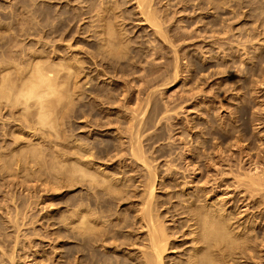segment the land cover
<instances>
[{
  "label": "rangeland",
  "instance_id": "374dc122",
  "mask_svg": "<svg viewBox=\"0 0 264 264\" xmlns=\"http://www.w3.org/2000/svg\"><path fill=\"white\" fill-rule=\"evenodd\" d=\"M140 2L141 0H0V80L3 82H0V86L5 80L12 78L16 79V82L20 80L23 86L22 82H25L26 75L22 71L24 77L18 78L20 70L28 69L29 72L26 71L28 77L30 71L36 69L37 65L38 67L44 65L42 67L46 68V63L48 66L51 64L52 69L54 63L57 65L53 67L61 73L58 79L68 77L65 80H69L67 87L64 84L66 91H69L64 93H67L65 95H69V98L64 95L65 100L61 97L62 102L70 100V103L67 102L68 106L64 103L66 106L64 108L65 106L60 104L62 103L60 96V103L58 98L56 101L53 97V102H58L59 106L56 104L55 108L54 103V106L52 105L54 108L49 106L53 109L45 112L48 116L51 114L50 117L47 116L50 118V121L47 119L50 124L44 118L37 117L38 115L41 117V114L33 112L36 110L35 112L39 113L41 110L34 104L35 98L31 99H35L34 102L26 99L30 104L23 101L25 98L21 99L22 96L19 94L21 90L18 86H22L14 80H12L13 86L18 84L15 93L21 97L10 93L16 100L20 98L24 104L23 102L18 104L19 100L16 102L17 106H12L16 100L12 102L9 98L6 99L10 102L5 98H2L4 102L0 101V264H87V147L89 143L91 154L97 155L95 158V154H92L95 158L93 162L98 168L102 166L104 170L112 169L108 172L115 171L116 176L120 173L121 179L117 178L121 180L119 181L121 184L122 181L132 183L134 179L135 183L132 185L124 182L123 192L126 195L135 190L133 185H138L134 193V196L139 194L136 200H133L135 197H131L130 193L131 195L128 196L131 201L124 200V203L118 204L120 207L116 204L115 206L119 208H116V211H114L115 207L110 210L114 211L113 214L108 209L109 203H106L109 206L104 204L106 207L99 205L101 210L105 208L103 212L106 210L102 220L105 221L106 218L107 221L111 215L113 219V215L117 213L114 220L109 219L107 222H112L114 226L120 224V229H124L125 233L124 230L120 231L118 226L117 230L122 232V235L126 234L128 229L125 228L131 227H121L126 224L116 218L119 216L125 221L126 218L123 216H128V220H133L137 212V210L133 212L137 206L135 204L145 194L143 191L145 187H142L145 182H142L146 178L144 174L146 169H140L142 167L135 159L128 158L131 154L128 155L129 146L126 144L127 142L130 145V137H127L130 131H127V127L131 128L137 120L135 114L131 116L135 111L134 108L136 115L140 114V121H135L138 126L134 125L138 128L140 126V129L141 126L143 127L139 139L142 138L140 142L145 156L148 158H152L153 155L160 156L156 157L155 161L156 158L152 160L146 158L148 162L150 160L153 163L150 164L154 169L158 167L155 170L158 169L157 173L159 172L154 199L157 201L160 199V202L166 199L158 213L163 217L159 218L157 223L173 232L178 228L175 227L176 225L187 221L185 210L190 206L187 204L193 205L191 202L195 201L193 207H196L195 203L200 201L198 204L201 206L211 202L212 199H214L213 203L217 205L222 203L221 206L227 207L230 211L237 208L235 210L237 213L240 210L241 213L235 214L236 217L245 214L242 211L246 208L244 204L248 202V198L243 201L245 187L242 182L245 183V179L240 178H244L250 163L246 162L247 156L243 160L241 156L249 150L255 158L258 153L264 152V85L261 84L264 75L259 76L264 72V68H259L261 72L247 70L253 64L252 61L260 57L263 58L261 65H264V0H211V3L209 0H152L149 9L157 15L156 21L165 31L164 35L166 34L163 37L158 33L155 25L145 19V14L141 11L147 6L141 4L140 7ZM109 28L114 30L112 32L116 35L110 36V33L106 32H109ZM105 33L112 40L110 38L108 40ZM102 34H105V38L101 36ZM110 42L112 44H108ZM101 44L103 49L101 46L98 47ZM67 66L72 68V70L68 68L72 73L70 77V74H67ZM46 69H50V66ZM5 72H8L11 78L8 74L4 77ZM62 72L68 76H62L65 74ZM63 80L59 82L62 83L61 85ZM9 81H7L8 86L11 84ZM61 85L58 84V89L65 91ZM13 86L10 90L15 91ZM4 87L1 88L3 90L0 89V93L4 94L6 89ZM99 93L109 94L110 98L114 97L111 99L112 103L108 102L109 97L105 99V96L109 95L96 97ZM12 96L9 97L13 100ZM49 98L51 97L46 100L52 102ZM7 102L9 104L12 102L11 108L9 104H7L9 107L5 108L7 106L4 104ZM26 103L29 105L27 106ZM24 105L27 106L26 109L35 105L37 109L32 107V111L30 107L28 110L37 116L26 111L31 115L27 114V117L25 113L23 117ZM155 105L158 107L152 108ZM47 106L44 110H48ZM156 111L160 113L157 114ZM11 113H14V116ZM154 114L156 118L152 116ZM29 116L35 118L32 117L33 120H30ZM130 117H134L135 120L129 119ZM99 119L101 120L98 121ZM141 120L142 123L149 125L148 129L145 128V124L144 126L140 124ZM102 121L107 122V126L103 125ZM97 122L102 124L99 126ZM157 134L160 137H157ZM148 137L156 139L148 140L151 139ZM108 140L112 141L109 143ZM123 140L124 144L118 142ZM114 141L120 145H115ZM101 142L106 144V147L103 146L104 149L111 143L119 149L114 147V150L111 147L108 156L109 152L104 150V153L101 149L103 147L100 144L104 145ZM146 143L149 146L152 144V147L149 148L148 144L144 145ZM125 145L128 146V150L126 147V150L124 149ZM163 147L166 150L162 149ZM91 148L92 150L97 148L98 151L95 149L93 152ZM123 149L128 152L126 155ZM157 149L161 151L158 152ZM111 153L112 156L115 155L114 157H118L119 154V157L121 155L124 157L115 159ZM173 159L176 163L169 165ZM261 163L264 166L263 158ZM172 164L178 165L173 168ZM115 165L120 166L121 169L126 168L120 170L115 168ZM52 167L58 172L59 167L64 171L61 170V174L58 175ZM191 168L197 170V176ZM133 169L136 170L135 173ZM125 173L127 178L123 177ZM188 198L191 201H188ZM168 206L178 209L177 212L181 213L173 218L169 214L165 215L163 211ZM109 213L111 215L107 217ZM81 214L84 219L81 218ZM248 216L245 217L246 221L244 218L241 221L246 223L251 218V222L245 226L249 225L252 234L257 232L253 235L258 234L261 240L262 237L264 238V217L260 222ZM128 220L126 222H129ZM135 220L134 217L133 221ZM252 220H254L253 224H251ZM14 222L20 227H16ZM138 226H140L139 222ZM114 228L116 229V226ZM179 230L176 241L165 252L167 264H182L192 252L193 234L186 231V225ZM144 231L145 229H142L140 234L145 236ZM105 241L106 244L102 242L103 244L97 246L102 255L98 258L100 261H105L101 264H109L111 261L113 263L110 264L120 262L135 264L145 250L142 243L135 247H125L114 245V241H112L114 244ZM107 242L111 246H108Z\"/></svg>",
  "mask_w": 264,
  "mask_h": 264
},
{
  "label": "bare ground",
  "instance_id": "6f19581e",
  "mask_svg": "<svg viewBox=\"0 0 264 264\" xmlns=\"http://www.w3.org/2000/svg\"><path fill=\"white\" fill-rule=\"evenodd\" d=\"M151 1L152 0H141V2H140V4H139V6L141 7V4H143V5H145V6H147L145 9H143L141 12H143L145 15V19L147 20V21H149V23H152V24H154L155 25V27L157 28V31H158V33H160L161 35H162V37L163 36H166V34L164 35V33H165V31L163 30V28H162V26L160 25V23L158 22V21H156L157 20V15H155V13H153L152 12V10H150L149 9V7L151 6ZM209 2L211 3V0H209ZM213 4V3H212ZM211 4V5H212ZM155 15V16H154ZM102 18V17H101ZM104 19V18H103ZM97 20H99V19H97ZM100 22V21H99ZM109 22V21H108ZM101 25V24H100ZM99 25V26H100ZM103 25V24H102ZM108 25H110V24H108ZM98 25H96V27H97ZM104 27H105V23H104ZM104 27H102V28H104ZM110 27V26H109ZM108 28V27H107ZM106 28V29H107ZM112 28V27H111ZM98 29V28H97ZM110 29V28H109ZM113 29V28H112ZM102 30V29H101ZM108 30V29H107ZM111 30V29H110ZM109 30V32L108 31H106L108 34L110 33V36H114V34L115 33H113L114 32V30H111L110 31ZM113 31V32H112ZM112 32V33H111ZM102 33H103V30H102ZM94 34V33H93ZM101 34V33H100ZM99 34V35H100ZM106 34V33H105ZM105 34H102L101 36H103L104 37V35ZM113 34V35H112ZM159 34V35H160ZM180 34V33H179ZM116 35V34H115ZM106 36V38L109 40V38L111 39V37L109 36V35H105ZM102 37V38H103ZM105 38V37H104ZM104 38H103V40H104ZM183 38V37H182ZM100 39V38H99ZM106 39V40H107ZM116 38H114V40H115ZM103 40L101 39V43L103 44ZM107 40V41H108ZM112 40V39H111ZM113 40V41H114ZM164 40H166V39H164ZM105 41V40H104ZM167 41V40H166ZM120 42H122L121 40H120ZM105 43V42H104ZM102 44L101 45H99L98 47H100L101 46V48L103 47L102 46ZM107 44V43H106ZM108 44H112L111 42L110 43H108ZM123 44V43H122ZM121 45V44H120ZM105 46V45H104ZM108 46V45H107ZM120 47V46H119ZM123 47V46H122ZM104 48V47H103ZM102 48V49H103ZM118 49H120V48H118ZM105 50V49H104ZM107 50V49H106ZM116 50V49H115ZM109 51V50H108ZM112 52H114V51H112ZM98 53H101V52H98ZM111 53V52H110ZM122 53V51L120 52V54ZM96 54V53H95ZM114 54V53H113ZM112 54V55H113ZM94 55V54H93ZM98 55V54H97ZM107 55V54H106ZM116 55V54H115ZM102 56V55H101ZM97 57V56H96ZM260 57V56H259ZM254 58V57H253ZM256 58V57H255ZM262 57H260L259 59H254L252 62H253V64L252 65H250V67H248V69L247 70H249V71H254V72H256V71H258L259 70V68L260 69H263L264 67V65L262 66L261 64V62H263L262 61V59H261ZM105 60V59H104ZM35 64H36V62H35ZM37 64H41V62H37ZM43 64H45V63H43ZM113 64V63H112ZM115 64V63H114ZM46 65H47V63H46ZM45 65V67L46 68H48L49 66H50V69H46V68H44V67H42V66H44V65H41V67H38V65L35 67L36 69H32L30 72H31V74H29L30 76H28V77H26L28 74V69L26 70V71H28L27 73H26V71H24V70H20V75H19V77L18 78H20V76H22L24 73H25V84L22 82V84H23V86L21 85V82H20V80H19V82H16L17 80L16 79H8V80H10L9 82L11 83L10 84V86H8L9 85V83L7 82L8 80H3L4 81V84H1V86L2 87H4V85H5V87L4 88H6L5 89V92H4V94L3 93H0V94H2V95H0V101L2 100V98H5V100H8L9 101V99H10V101H15L16 99L13 97V96H16V95H19V94H21V96L23 97H21L20 95V97H21V99H24L23 101H27V100H29V101H33V100H35L36 99V101H35V105L36 106H38V109H41L40 110V112L38 113V111L37 112H35L36 110H32L33 108L32 107H36L35 105L34 106H29L27 109H26V107L30 104V102H28V103H26L27 104V106L26 105H24L22 108H24L23 109V117H24V114L26 113V111H30L31 112V110L35 113V114H41V117H40V115H35V114H33L32 112V114L34 115V116H37L39 119L40 118H44L46 121H47V119L50 121V118H48V117H50V115L48 116V113H45L46 111H49V110H51V109H53L54 107L56 108L57 107V105L59 106V104H58V102L60 103V101L62 102L63 100L61 99V97H63L64 98V100H65V94H67L68 92L66 91L67 90V86L69 85L68 83H67V81H69V80H65V79H67L68 77H65V78H62L61 77V79L63 80V85H61L59 82H62V80L60 79H58L59 78V76L58 75H60L61 73H60V71H57V69L56 68H54L57 64H52V69H51V64L48 66H46ZM53 65H54V67H53ZM116 65V64H115ZM262 66V68H261V66ZM35 66V65H34ZM31 67H33V65H31ZM30 67V68H31ZM34 68V67H33ZM68 68H70L71 70H72V68L71 67H68L67 66V68H66V70L68 69ZM115 68V67H114ZM70 69H68L67 71H68V75L71 73V70ZM175 69V68H174ZM34 70V71H33ZM23 71V74H21V72ZM33 71V72H32ZM56 71V72H55ZM251 71V72H252ZM260 72H261V70H259ZM263 71H264V69H263ZM262 71V72H263ZM57 72H58V74H57ZM66 72V71H65ZM65 72H62V73H65ZM148 72V71H147ZM175 72V71H174ZM259 72V73H260ZM33 73V74H32ZM60 73V74H59ZM108 73V72H107ZM112 73V72H111ZM264 73V72H263ZM263 73H260V75L259 76H261V74H262V76L264 75ZM8 74V72L6 73H4V77H6V75ZM66 73L65 74H63L62 76H64V75H67ZM72 74V73H71ZM71 74L69 75V77L71 76ZM99 74V73H98ZM101 74V73H100ZM106 74V73H105ZM10 74H8V77H10L9 76ZM67 75V76H68ZM104 75V74H103ZM108 75H109V73H108ZM2 76V75H1ZM58 76V77H57ZM61 76V75H60ZM112 76V75H111ZM177 76V75H176ZM3 77V79H5ZM7 77V78H8ZM22 77H24V76H22ZM31 77H32V79H31ZM264 77V76H263ZM263 77H260V78H263ZM11 78V77H10ZM26 78H27V81H26ZM28 78H30L29 79V81H28ZM115 78V77H114ZM172 78V77H171ZM2 79V78H1ZM59 80L58 81V84L59 85H61L62 86V89H65V91H62L61 89H58L59 87H58V84H57V80ZM119 79H120V77H119ZM12 80H14V82L15 83H19L22 87H20V86H18V84H17V86L20 88V90H21V92L18 94V93H15V92H17V90H15V88H18L17 86H13V81ZM148 80V79H147ZM64 81H65V83H64ZM262 82H261V84L262 85H264L263 84V81H264V78L261 80ZM0 82L1 83H3L1 80H0ZM6 82L8 83L7 84V86H6ZM171 82V81H170ZM169 82V83H170ZM126 83V82H125ZM148 83V82H147ZM167 83V82H166ZM66 85V87H65V85ZM68 84V85H67ZM71 84V83H70ZM164 84V83H163ZM260 84V85H261ZM13 86V89L15 90V91H13L12 89L10 90V88H12V86ZM149 85V84H148ZM0 86V87H1ZM60 86V87H61ZM64 86V87H63ZM124 86V85H123ZM259 86V85H258ZM1 87V88H2ZM125 87V86H124ZM260 87V86H259ZM0 88V89H1ZM7 88H9L8 90H7ZM148 88H150L149 86H148ZM261 88V87H260ZM69 89V88H68ZM127 89V88H126ZM1 90H3V89H1ZM1 90H0V92H1ZM10 90V91H9ZM144 90H146V88H144ZM7 91V92H6ZM13 91V92H12ZM61 91V92H60ZM126 91V90H125ZM140 91H142V90H140ZM13 93V94H11V93ZM18 92H19V89H18ZM63 92V93H62ZM64 92H67V93H64ZM127 92V91H126ZM142 92H145V91H142ZM59 93V94H58ZM102 93V92H101ZM101 93H99L98 95H96V97H100L102 94ZM112 93V91H110V94ZM152 93V92H151ZM150 93V94H151ZM11 94V95H10ZM16 94V95H15ZM55 94V95H54ZM56 94H57V97H56ZM61 94H63L62 96H61ZM106 94V93H105ZM104 93H103V95H105ZM115 94V93H114ZM119 94V93H118ZM121 94V93H120ZM127 94V93H126ZM125 94V95H126ZM148 95H149V93H147ZM13 95V96H12ZM52 95V96H51ZM54 95V96H53ZM65 95V96H64ZM101 96V97H104V96ZM106 95H109V94H106ZM135 95H137V94H135ZM152 95V94H151ZM1 96H3V97H1ZM9 96H12L13 97V100L11 99V97H9ZM59 96H60V99H59ZM68 96V98H69V95H67ZM66 96V97H67ZM71 96V95H70ZM114 96V95H113ZM119 96V95H118ZM127 96H128V94H127ZM139 96V95H138ZM48 97H51V98H49L52 102L54 101V100H56L57 101V99L56 98H58V102L56 103V102H50V101H48V100H46V98L48 99ZM53 97H55V99L53 98ZM107 97H109L110 98V95L109 96H105V99L107 98ZM111 97H112V95H111ZM150 97V96H149ZM6 98H9V99H6ZM17 99H18V97H16ZM30 98V99H29ZM32 98H35V99H33V100H31ZM68 98H66V99H68ZM108 98V99H109ZM117 98V97H116ZM131 98V97H130ZM148 98V97H147ZM151 98V97H150ZM152 98H153V96H152ZM15 99V100H14ZM27 99V100H26ZM54 99V100H53ZM101 99V98H100ZM104 99V98H103ZM111 99H114V97L113 98H110L109 100L110 101H108V102H110V104L112 103V101H111ZM126 99V98H125ZM136 99H138V98H136ZM142 99V98H141ZM140 99V100H141ZM149 99V98H148ZM19 100H20V98H19ZM19 100H16L15 101V104L13 105L12 104V102L9 104L8 102L6 103V104H4L5 106H7V107H5V108H8L9 106V108H11V104H12V106H17L19 103H21V102H23L22 100H20V102H18V104H16V102L17 101H19ZM60 100V101H59ZM96 100H98V99H96ZM118 100V99H117ZM128 100V99H127ZM247 100V99H246ZM9 101V102H10ZM48 101V102H47ZM70 101V100H69ZM69 101H67L68 103H70ZM99 101V100H98ZM106 101V100H105ZM114 101H116V100H114ZM121 101V100H120ZM146 101H150V100H146ZM248 101V100H247ZM250 101V100H249ZM2 102H4V99L2 100ZM34 102V101H33ZM50 102V103H49ZM67 102H62V103H60L61 105H64V103L65 104H67ZM100 102V101H99ZM104 102V101H103ZM144 102V101H143ZM156 102V101H155ZM154 102V104H156ZM245 102V101H244ZM48 103H49V105H48ZM55 103V105L56 106H54L53 104ZM106 103V102H105ZM123 103V102H122ZM129 103V102H128ZM136 103V102H135ZM150 103V102H149ZM149 103H147V104H149ZM249 103V102H248ZM7 104H9V106L7 105ZM22 104H24V102L22 103ZM21 104V105H22ZM46 104V105H45ZM51 104V105H50ZM102 104V103H101ZM138 104V103H137ZM142 104V103H141ZM152 104V103H151ZM158 104V103H157ZM3 105V104H2ZM48 105V106H47ZM54 107H53V106ZM125 105V104H124ZM144 105V104H143ZM146 105V104H145ZM150 105V104H149ZM153 105V104H152ZM246 105V104H245ZM26 106V107H25ZM47 106V108L50 106V107H53V108H48V110H44L45 108L44 107H46ZM65 106V105H64ZM66 106H68V104L66 105ZM66 106L64 107V108H66ZM138 106H140V105H138ZM160 106V105H159ZM4 107V106H3ZM31 107V110H28L29 108ZM123 107V106H122ZM121 107V108H122ZM154 107H156V105L155 106H152V108H154ZM157 107H158V105H157ZM156 107V108H157ZM46 108V109H47ZM63 108V107H62ZM144 108V107H143ZM146 108H148V105H147V107ZM155 108V109H156ZM161 108V107H160ZM246 108H248V107H246ZM26 109V110H25ZM35 109H37V107L35 108ZM125 109H127V108H125ZM132 109V108H131ZM138 109V108H137ZM145 109V108H144ZM159 109V108H158ZM157 109V110H158ZM24 110H25V112H24ZM134 113L132 112V115L131 116H133V114H135V116H136V118L135 119H137V120H139V118H140V114H138V115H136L137 113H135L136 112V109L134 108ZM147 110V109H146ZM146 110H145V112H146ZM245 110V109H244ZM129 111V110H128ZM152 111V110H151ZM30 112H28V113H26L25 115L27 116V114L28 115H31V113ZM51 112V111H50ZM105 112V111H104ZM144 112V111H143ZM158 112L159 111H156V113L158 114ZM30 113V114H29ZM52 113V112H51ZM97 113V112H96ZM152 113V112H151ZM155 113V114H156ZM160 113V112H159ZM11 114H13V116H14V113H11ZM155 114L154 115H152V116H154L155 117ZM46 115V116H45ZM102 115V114H101ZM247 115V114H246ZM254 115V114H253ZM11 116V115H10ZM34 116H32L33 118H35ZM43 116V117H42ZM45 116V117H44ZM48 116V117H47ZM103 116V115H102ZM102 116H101V118H102ZM142 116V115H141ZM28 117V116H27ZM29 117H31V116H29ZM30 118V120L32 119L33 120V118ZM47 117V118H46ZM104 117V116H103ZM108 117H110V116H108ZM158 117V116H157ZM244 117V116H243ZM13 118V117H12ZM15 118V117H14ZM26 118V117H25ZM100 118V117H99ZM106 118V117H105ZM121 118V117H120ZM131 118H133L134 119V117H130L129 119H131ZM142 118V117H141ZM152 118V117H151ZM150 118V119H151ZM156 118V117H155ZM248 118V117H247ZM253 118V117H252ZM27 119V118H26ZM37 119V118H36ZM90 119V118H89ZM107 119V118H106ZM134 119V120H135ZM242 119V118H241ZM16 120V119H15ZM27 120H29V118L27 119ZM93 120H96V119H94L93 118ZM101 119H99L98 121H100ZM109 120V119H108ZM137 120H135V121H137ZM147 120V119H146ZM244 120V119H243ZM255 120H257L256 118H255ZM46 121H44V120H40V122H46ZM49 121H47L49 124H50V122ZM90 121V120H89ZM92 121V120H91ZM110 121V120H109ZM114 121V120H113ZM112 121V123H114ZM120 121V120H119ZM124 121V120H123ZM122 121V122H123ZM134 121V123H133V120H132V122H131V124H132V127L130 128V127H127V131L129 132V136H127L128 135V133H126L127 135V137H130L129 139V141H130V145L126 142V144L129 146V154L128 155H130L131 154V156L129 157L128 156V158H133V159H135L136 160V163L138 162L139 164H140V167H142V168H140V169H146L145 170V172L146 173H144V174H146V178H144L145 176L144 175H142V173H141V175L143 176V178H144V180H143V182L142 183H144V185L142 184V187L145 189H143V191H144V195H142L141 197V199H139V201H137L136 202V204H135V206L136 207H138V208H136L135 207V209L133 210V212L135 211V210H137V212H136V214L133 216V220H134V217L136 218V220H135V222L133 221V220H128V216L126 217V216H123V217H125L126 219H125V221H123V219H122V217L121 218H119V216H118V218H116V219H120V221L119 222H124L126 225H121V227H123V226H126V227H128V226H130L131 228H125V229H128L127 230V232H126V234H124L125 233V230H124V235H122V232H120L121 230H122V228L120 229V227H119V225L120 224H116L115 226H116V229L114 228L115 226L114 225H112V220H114V218L116 217V215H117V213H116V215L114 216L113 215V219H112V215H111V213L113 212L114 213V211H116V204L118 205V204H122V203H124V200H128V201H131L130 200V198H129V196L132 194V196L131 197H135L133 200H136V198L139 196V194H135V196H134V193H136L135 191H136V189L138 188V187H136V186H138V185H133V187H135V188H133V187H131V190H132V188L133 189H135V190H132V193L130 194V193H127L128 195H126L124 192H123V190L125 189L124 188V186H125V184H124V182L125 181H122V183L123 184H121V183H119V181H121V180H119L117 177H119V176H122V175H120V173H118L119 174V176H116V173H115V171H113V172H111V173H109L110 172V170H112V169H102V166H101V168H100V166H99V168H98V166H96L95 164H94V159L96 158V154L95 153H92V154H95V158L92 156V154H91V152H90V148H88L89 146H90V143H89V146L87 147V264H101L102 262H105V261H100V259L98 258L99 256H102L101 255V253H100V251H99V248L97 247V246H99L100 245V243L101 244H103V243H105L106 241L105 240H107V241H110V239H112L111 241H110V243L112 242V241H114V243L112 242L111 244H114V245H119V246H133V247H135L136 245H138L139 243H142L143 244V246H144V248H145V250L143 251V256L141 257V258H138L137 259V261H136V263L135 264H167L166 263V261H165V252L166 251H168L169 249H170V247L172 246V243L173 242H175L176 240L175 239H177V237H178V233H180L179 231V229H180V227H183V226H187V230L186 231H188L190 234H193V241H194V245H193V249H192V252H190L189 254H188V256H187V259H186V261H184L182 264H264V238L262 239L261 238V240H260V238L258 237V234L256 235L258 238H259V240H258V238L256 237V236H254L253 234H256V233H254L253 232V234H252V229H251V227H249V225L246 227L245 225L246 224H248L249 222H251L250 221V219L245 223V222H242L241 220L244 218V221H246L245 219H247V218H245L246 216H248V215H250V216H248V217H252V218H254L255 219V221H257V220H260V222L263 220V217H264V166H263V164L261 163L262 162V158L264 159V152L262 153H258L257 155H256V158H255V156L254 155H252L251 153H249L250 152V150H249V152L248 153H245L244 155H242L241 157H242V160H243V158L245 157V156H247V158H248V160L246 161V162H249L250 163V168H248V170H247V172H246V175L244 174V178H240V179H245V183L244 182H242V185L245 187V189L243 190V192H244V199H243V201H245L247 198H248V202H246L245 204H244V206L246 207L243 211H242V213L243 212H245V216L243 215V216H238L239 215V213H241V211L240 210H238V212L236 213V209L233 211H230V210H228L227 209V207L225 208V206H221L222 205V203L221 204H219L218 202H216V203H218L219 205H217V204H215V203H213L214 201V199H212V201L211 202H209V203H205V204H201V206H199V202H197V203H195V204H197L196 205V207L194 206L193 207V205H194V203L193 202H195V201H193V202H191L193 205H191V204H187V205H190L189 207H188V209L186 208V210H185V212L187 213V216H185V217H187L186 219H187V221L185 222V223H183L182 224V222H181V224L180 225H176L175 227H178L175 231H173V232H171V231H168V227H165V226H163L162 224H159V223H157V221H158V219L159 218H161V217H163V215L162 214H158L159 213V209L160 208H162V206L165 204V200H163V201H165V202H160L159 200V202L156 200V199H154L155 198V190H156V178H157V174L159 173H157V170H155L156 168H158V167H156L155 169L153 168V166L151 165V164H153V163H151L150 162V160H152V158L154 159V158H159L158 156H152V158L150 159V158H148V157H146L145 156V152L143 151V149H142V143L140 142L141 141V139H139V137H140V134H142L141 132H140V130H142L143 129V127L141 126V129H140V126H139V128L137 127L138 125H137V122H135ZM140 121V120H139ZM150 121V120H149ZM151 121H152V123H153V120L151 119ZM254 121V120H253ZM93 122H95V121H93ZM92 122V123H93ZM103 123H104V121H102ZM102 122H101V124H102ZM129 122H130V120H129ZM147 122V121H146ZM53 123V121L51 120V124ZM106 123V124H105ZM103 125H106L107 126V122H105ZM148 123V122H147ZM96 124H98V122L96 123ZM100 124V123H99ZM98 124V125H99ZM100 124V125H101ZM137 125V126H135V125ZM139 124V123H138ZM140 124H145V123H142V120H141V122H140ZM29 125V124H28ZM98 125H96V126H98ZM99 125V126H100ZM109 125V124H108ZM113 125V124H112ZM111 125V126H112ZM121 125V124H120ZM130 125V124H129ZM144 126V125H143ZM145 128H147V126H148V128H149V125L147 124H145ZM150 126H151V124H150ZM108 127H110V126H108ZM125 127V126H124ZM152 127V126H151ZM150 127V128H151ZM233 127V126H232ZM102 128V127H101ZM106 128V127H105ZM111 128V127H110ZM117 128V127H116ZM122 128V127H121ZM128 128L130 129V130H128ZM144 128V129H145ZM147 128V129H148ZM232 129H234V128H232ZM104 130V129H103ZM120 130V129H119ZM124 130V129H123ZM115 131V130H114ZM125 131H126V128H125ZM143 131V130H142ZM123 132V131H122ZM124 133V132H123ZM123 133H120L119 132V134H123ZM140 133V134H139ZM159 134H157L156 136L157 137H160V136H158ZM162 135V134H161ZM142 136V135H141ZM155 136V135H154ZM124 137H125V135H124ZM148 138H151V139H148V140H152L153 139V137H148ZM161 138H163V136H161ZM160 138V139H161ZM120 140H121V136H120V138H119ZM126 139V138H125ZM124 139V140H125ZM139 139V140H138ZM154 139H156V138H154ZM153 139V140H154ZM105 140V139H104ZM110 140V139H109ZM109 140H108V142H109ZM117 140V139H116ZM124 140L123 141H118V142H120V144H124ZM112 141V140H111ZM110 141V142H111ZM126 141H128V140H126ZM264 141V140H263ZM97 142V141H96ZM105 142H107V141H105ZM104 142V143H105ZM109 142V143H110ZM122 142V143H121ZM151 142V141H150ZM155 142V141H154ZM101 143H103V142H101ZM103 143V144H104ZM114 143H115V141H114ZM117 143V142H116ZM115 143V145H120V144H116ZM145 143V142H144ZM149 143V142H148ZM148 143H146V144H144V145H146L147 146V144ZM151 143H153V142H151ZM92 144V143H91ZM98 144V143H97ZM235 144H237L236 142H235ZM239 144V143H238ZM88 145V144H87ZM94 145V144H93ZM99 145V144H98ZM102 147L103 146H105L106 144H104V145H102V144H100ZM99 145V147H101ZM127 145H125L124 146V149L126 150V148L128 147ZM143 145V146H144ZM152 145V144H151ZM150 145V146H151ZM97 146V145H96ZM96 146H94V147H96ZM122 146V145H121ZM121 146H120V149H121ZM148 146H149V144H148ZM150 146H149V148H150ZM239 146V145H238ZM251 145H249V147H250ZM93 147V146H92ZM98 147V146H97ZM106 147V146H105ZM111 147H113V149H114V147H115V149H119V148H116V146H112V143L111 144H107V148L106 149H104V147L103 148H101L103 151L104 150H107L106 152L108 153V156L110 155V150H111ZM117 147H119V146H117ZM126 147V148H125ZM152 147V146H151ZM245 147V146H244ZM248 147V148H249ZM96 149V150H95ZM95 149H93V150H95V151H98V149L97 148H95ZM112 149V150H113ZM114 149V150H115ZM123 149V150H124ZM146 149H148V147L146 148ZM162 149H164V150H166L164 147L162 148ZM92 150V148H91V151H93ZM124 150V151H125ZM127 150H128V148H127ZM158 150V152H160L161 150L160 149H157ZM160 150V151H159ZM188 150H190V149H188ZM243 150V149H242ZM121 151H122V149H121ZM148 151V150H147ZM146 151V152H147ZM150 151V150H149ZM149 151H148V153H149ZM155 151V150H154ZM163 151V150H162ZM94 152V151H93ZM112 152V151H111ZM119 153H120V151H118ZM117 151H116V153H118ZM123 152V151H122ZM153 152V151H152ZM165 152H167V151H165ZM199 152V151H198ZM259 152V151H258ZM99 153H101L100 152V150H99ZM104 153H105V151H104ZM106 153V154H107ZM114 153V152H113ZM116 153H114V154H116ZM126 153H128L127 151H125V153H124V155H126ZM150 153H151V151H150ZM155 153H156V151H155ZM98 154V153H97ZM102 154H103V152H102ZM101 154V155H102ZM121 154H123V153H121ZM168 154H170V153H168ZM167 154V155H168ZM113 154L111 153V156H112ZM120 155V154H119ZM119 155H118V157H119ZM146 155L148 156V154L146 153ZM160 155H162V153H160ZM164 155H165V153H164ZM171 155V154H170ZM193 155V154H192ZM194 155H196V157H197V154H196V152H194ZM216 155V154H215ZM91 156L93 157V158H91ZM115 156V155H114ZM114 156H112L113 158H117L118 159V157H114ZM117 156V155H116ZM121 156H123V155H121ZM121 156L119 157V158H121ZM151 156V155H150ZM166 156V155H165ZM218 156V155H217ZM102 157H104V154L102 155ZM112 157H111V160H112ZM124 157V156H123ZM125 157H127V156H125ZM219 157V156H218ZM108 158L109 157H107V160H108ZM146 158H148V159H150L149 160V162L147 161V159ZM157 158L156 159H154V161L155 160H157ZM213 158V157H212ZM211 158V159H212ZM222 158V157H221ZM220 158V159H221ZM98 160L97 161H99V159H100V157L99 158H97ZM102 160H104V159H102ZM105 160H106V158H105ZM110 160V162H113V161H115L114 159H113V161H111ZM124 160V159H123ZM126 160H128V159H126ZM125 160V163H127V161ZM131 160V159H130ZM217 160V159H216ZM241 160V161H242ZM109 161V160H108ZM117 161V160H116ZM118 161H121V160H118ZM153 161V162H154ZM174 159H173V162H172V160H171V162L169 163V165L171 164V163H174ZM210 161V160H209ZM213 161V160H212ZM212 161H210L211 163H212ZM95 162H96V160H95ZM102 162H104L105 163V161H102ZM110 162H108L109 164H110ZM124 162V161H123ZM130 163H132L131 161H129ZM214 162V161H213ZM100 163V162H99ZM118 163V162H117ZM116 163V164H117ZM120 163V162H119ZM122 163V162H121ZM134 163V162H133ZM132 163V164H133ZM136 163H134V164H136ZM151 163V164H150ZM176 163V162H175ZM174 163V164H175ZM215 163V162H214ZM216 163H218V160H217V162ZM97 164V163H96ZM108 164V165H109ZM129 163H127V165H128ZM174 164H172V165H174ZM179 164V163H178ZM178 164H176V165H174L173 166V168L175 167V166H177ZM95 165V166H94ZM98 165V164H97ZM99 165H101V164H99ZM124 165V164H123ZM122 165V166H123ZM155 165V164H154ZM53 166H57V165H53ZM72 166H73V164H72ZM105 166V165H104ZM121 166V167H122ZM131 166V165H130ZM139 166V165H138ZM106 167V166H105ZM114 167V166H113ZM117 166L115 165V168H116ZM120 166H118L117 167V169L119 168ZM128 167V166H127ZM134 167V166H133ZM136 167V166H135ZM171 167V166H170ZM180 167V166H179ZM196 167V166H195ZM54 168V171H55V173H57L58 172V170L57 169H55V167H52V169ZM56 168H58V167H56ZM109 168H112L111 166H109ZM124 168H126V167H123V169ZM129 168V167H128ZM127 168V169H128ZM137 168V167H136ZM135 168V169H136ZM139 168V167H138ZM193 168H194V166H193ZM59 169V172H58V175L59 174H61L60 173V171L62 170V171H64L63 169H61L60 170V167L58 168ZM69 169V168H68ZM120 170H123V169H121V168H119ZM140 169H138L139 171H140ZM169 169V168H168ZM170 169H172V167L170 168ZM175 169H177V168H175ZM187 169V168H186ZM185 169V170H186ZM70 170V169H69ZM113 170H115V169H113ZM137 170V169H136ZM135 170V171H136ZM191 170H192V168H191ZM61 171V172H62ZM71 171V170H70ZM106 171V172H105ZM109 171V172H108ZM119 171V170H118ZM129 171H130V169H129ZM128 171V172H129ZM133 171H134V169H133ZM132 171V172H133ZM135 171H134V173H135ZM174 171H176V170H174ZM178 171V170H177ZM193 171V173L195 174L196 173V169H194V170H192ZM127 172V173H128ZM131 172V174L133 175V173ZM144 172V171H143ZM182 172V171H181ZM122 173V172H121ZM137 173V172H136ZM172 173H177V172H172ZM183 173V172H182ZM117 174V175H118ZM122 174H124V173H122ZM126 174V173H125ZM129 174H130V172H129ZM57 175V174H56ZM139 175V174H138ZM137 175V177H139ZM174 175V174H173ZM127 176V174L125 175V176H123L124 178ZM131 176V175H130ZM136 176V175H135ZM141 176V177H142ZM196 176H197V173H196ZM122 177V178H123ZM129 177V176H128ZM141 177H140V179H141ZM171 177V176H170ZM120 179H121V177H119ZM127 178V177H126ZM136 178V177H135ZM130 179V178H129ZM124 180V179H123ZM125 180H127V179H125ZM131 180H132V178H131ZM142 180V179H141ZM140 180V181H141ZM193 180V179H192ZM239 180V179H238ZM240 181V180H239ZM126 182H128V181H126ZM125 182V183H126ZM132 182V181H131ZM137 182V181H136ZM192 182V181H191ZM241 182V181H240ZM128 183H130V182H128ZM127 183V184H128ZM133 183H135V181H134V179H133V182L132 183H130L131 185L133 184ZM141 183V182H140ZM244 183V184H243ZM129 184V185H130ZM241 184V183H240ZM124 185V186H123ZM141 185V184H140ZM127 186V185H126ZM128 187V186H127ZM130 187V186H129ZM128 187V188H129ZM140 187V186H139ZM192 187V186H191ZM124 188V189H123ZM130 190V189H129ZM207 190V189H206ZM125 191V190H124ZM127 191H128V189H127ZM204 191V190H203ZM197 192V191H196ZM195 192V193H196ZM209 192V191H208ZM211 192V191H210ZM209 192V193H210ZM214 192V191H213ZM105 194V197H103V195ZM126 195V196H124V194ZM197 194V193H196ZM201 194V193H200ZM202 194H203V192H202ZM207 194V193H206ZM106 195H108L107 197H106ZM138 195V196H137ZM137 196V197H136ZM197 196V195H196ZM195 196V197H196ZM204 196H205V194H204ZM203 196V197H204ZM194 197V198H195ZM206 197V196H205ZM129 198V199H128ZM170 198H171V196H170ZM200 198V197H199ZM198 198V199H199ZM201 198H202V196H201ZM208 198V197H207ZM132 199V198H131ZM158 199V198H157ZM196 199V198H195ZM203 199V198H202ZM201 199V200H202ZM170 200V199H169ZM187 200V199H186ZM185 200V201H186ZM193 200V199H192ZM200 200V199H199ZM216 200V199H215ZM128 201H127V203H128ZM188 201H191V199L190 198H188ZM187 201V202H188ZM197 201V200H196ZM203 201V200H202ZM205 201H207V199H205ZM217 201V200H216ZM167 202H168V200H167ZM106 203H109V205H110V208L108 207V209H109V211L110 210H113V208L115 207V210L114 211H110L111 213H109L108 214V216L107 217H109L110 215V217H109V219H111V223H108L107 221H109V219L106 221V218H104L105 219V221L104 220H102V216H104L103 214H105L106 212V210L103 212V209H105V208H102V210L99 208V205H100V207H103V206H105V205H107V206H109L108 204H106ZM126 203V202H125ZM129 203H133V202H129ZM170 203V202H169ZM188 203H190V202H188ZM105 204V205H104ZM139 205V206H138ZM177 205V204H176ZM186 205V206H187ZM93 206L95 207V208H93ZM119 207H120V205H118ZM185 206V207H186ZM237 206V205H236ZM235 206V207H236ZM106 207V206H105ZM118 207V208H119ZM126 207V206H125ZM130 209H131V207L130 206H128ZM241 207V206H240ZM112 208V209H111ZM117 208V209H118ZM172 208V209H171ZM183 208V210H184V207H182ZM133 209V208H132ZM180 210H181V208H179ZM240 209V208H239ZM177 210L178 209H175V208H173V207H166L165 209H164V214L166 215V214H169V216H171L172 218L173 217H175L176 215H179L181 212L179 211V212H177ZM183 210H181V211H183ZM129 211V210H128ZM160 211H161V209H160ZM120 212H122V210L120 211ZM102 213V214H101ZM112 213V214H113ZM119 213V212H118ZM126 213H128L127 211H126ZM185 213V214H186ZM25 214V213H24ZM124 214V213H123ZM235 214H238L237 215V217L235 216ZM122 215V214H121ZM132 216V215H131ZM84 217V216H83ZM82 217V214H81V218H83ZM105 217V216H104ZM165 217V216H164ZM238 217L240 218V219H238ZM84 219V218H83ZM177 219H179V218H177ZM176 219V220H177ZM257 219V220H256ZM14 220H16V219H14ZM129 221V222H126V221ZM13 221V220H12ZM11 221V222H12ZM81 221H83V220H81ZM80 221V222H81ZM177 221H179V220H177ZM16 222H17V220H16ZM84 222V221H83ZM114 222V221H113ZM138 222H139V224H140V226H138ZM253 222H254V220H252V223L251 224H253ZM82 223V222H81ZM115 223H116V221H115ZM117 223H118V220H117ZM121 223V224H122ZM242 223H245L244 224V226H241L242 225ZM2 224V223H1ZM14 225H16V223L14 222ZM13 225V226H14ZM182 225V226H181ZM18 225H16V227H17ZM117 226L119 227L118 229H120V231H118L117 230ZM255 226V229H256V225H254ZM253 226V227H254ZM15 227V226H14ZM20 226H18V228H19ZM2 228V227H1ZM4 228H5V226H4ZM142 229H145V236L144 235H142V234H140V232H142ZM19 230V229H18ZM122 230V231H123ZM251 230V231H250ZM254 231V230H253ZM256 231V230H255ZM1 232V231H0ZM140 234V235H139ZM260 235V234H259ZM16 236V235H15ZM122 236V237H121ZM121 237V238H120ZM172 237L174 238V239H172ZM17 238V237H16ZM109 239V240H108ZM120 239V240H119ZM17 241V240H16ZM103 242V243H102ZM117 242H118V244H117ZM108 243V242H107ZM110 243H108L109 245L108 246H111L110 245ZM106 244V243H105ZM114 245H112V246H114ZM101 247H103V246H101ZM106 247H107V245H106ZM105 248V247H104ZM108 248V247H107ZM15 252V251H14ZM109 255V254H108ZM14 256V255H13ZM107 256V255H106ZM105 257V256H104ZM13 258V257H12ZM11 258V259H12ZM15 258V257H14ZM10 260V259H9ZM105 260V259H104ZM98 261H100V263H98ZM121 261V260H120ZM119 261V262H120ZM11 262H13V261H11ZM109 262V261H108ZM112 262V261H111ZM110 262V263H111ZM109 263V264H110ZM113 263V262H112ZM118 263V262H117ZM104 264V263H103ZM106 264V263H105ZM108 264V263H107ZM119 264H123L122 262H120ZM124 264H125V262H124Z\"/></svg>",
  "mask_w": 264,
  "mask_h": 264
}]
</instances>
